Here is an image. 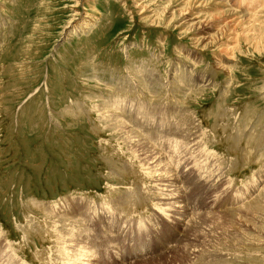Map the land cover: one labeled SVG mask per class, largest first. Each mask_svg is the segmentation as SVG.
Segmentation results:
<instances>
[{
    "label": "rangeland",
    "instance_id": "obj_1",
    "mask_svg": "<svg viewBox=\"0 0 264 264\" xmlns=\"http://www.w3.org/2000/svg\"><path fill=\"white\" fill-rule=\"evenodd\" d=\"M191 137L185 228L157 181ZM62 213L84 264H113L91 220L114 251L116 224L142 229L116 264H264V0H0V264H75Z\"/></svg>",
    "mask_w": 264,
    "mask_h": 264
},
{
    "label": "bare ground",
    "instance_id": "obj_2",
    "mask_svg": "<svg viewBox=\"0 0 264 264\" xmlns=\"http://www.w3.org/2000/svg\"><path fill=\"white\" fill-rule=\"evenodd\" d=\"M126 113V112H125ZM123 114V113H122ZM125 115V114H124ZM131 115V114H130ZM181 115V114H180ZM127 116V115H126ZM125 116V117H126ZM129 116V115H128ZM127 116V117H128ZM124 118V117H123ZM148 118V117H147ZM121 119V118H120ZM179 119V118H178ZM130 120V119H129ZM126 121V120H125ZM134 121V120H132ZM181 121V120H180ZM131 122V121H130ZM129 123V122H128ZM152 127V126H151ZM152 129V128H151ZM156 129V128H155ZM193 129V128H192ZM129 131H133V129H129ZM149 131V130H148ZM158 131V130H155ZM150 132V131H149ZM147 133V132H146ZM155 134V132H153ZM161 133V132H158ZM157 133V134H158ZM149 136H152L151 134ZM157 137V136H156ZM151 138V137H150ZM196 138V137H195ZM193 137H191L189 140L187 141H180L177 142L176 144H174V151H175V155L171 154L169 151L167 150L165 155L163 156L164 152H162L163 154L162 157H164L163 162L160 164V167H163L164 171L163 173L160 172L158 173V175L160 176V178L157 181V184L160 186L161 188V193L159 194L158 198L160 201V206L162 208H164L168 214L169 217H178L179 221L186 226L189 224L190 219H187L189 214H188V210L185 207L184 203V199L186 200V198H183L180 196V188L178 187V182H179V178L177 176V170L181 167L182 164V160L180 161L177 158H181L182 155L186 153L187 149L186 147L188 145H190L189 147H192L193 144L196 145L195 142L194 143V139ZM158 139V138H157ZM160 140V139H159ZM160 142V141H158ZM164 144V143H163ZM198 144V143H197ZM186 145V146H185ZM192 145V146H191ZM165 146L162 145L160 146L161 148H165L163 147ZM169 147V146H168ZM196 148V146H194ZM204 147V146H203ZM198 148V147H197ZM166 149H168L166 147ZM192 149V148H191ZM201 149V148H200ZM208 150V149H207ZM189 151V150H188ZM194 151V150H193ZM197 151V150H196ZM194 153V152H193ZM203 153V152H201ZM191 154V153H190ZM198 155V154H197ZM212 155V154H211ZM190 156V155H189ZM186 156V157H189ZM213 157V156H212ZM218 159V158H217ZM191 160V159H190ZM188 162L186 159L184 160V163ZM220 164V163H219ZM212 167V166H211ZM219 168V167H218ZM220 169V168H219ZM218 169V170H219ZM215 171V170H214ZM215 176V175H214ZM218 177V176H217ZM218 181V179H217ZM182 185V184H181ZM184 185V184H183ZM159 190V189H158ZM138 193V192H137ZM139 195V194H138ZM135 196V195H134ZM183 196V195H182ZM144 197V196H143ZM130 198V197H129ZM134 198V197H133ZM131 199V198H130ZM141 199V198H140ZM133 200V199H132ZM130 201V200H129ZM158 201V200H157ZM263 203H261L262 205ZM114 208L121 210V206L119 205H115L113 206ZM240 207V206H239ZM237 207V208H239ZM47 208V207H46ZM47 209H50V206H48ZM123 209V208H122ZM161 210V209H159ZM229 210V208H228ZM49 211H52L51 209ZM158 211V210H157ZM162 211V210H161ZM164 211V210H163ZM162 211V212H163ZM191 213V212H190ZM63 216V217H62ZM183 216L185 217V219L183 218ZM67 217V218H66ZM57 219L60 220L61 222L64 223V225L66 224L69 228H71V231H69L71 233V235H69V239L67 240V247L64 250V257H66V259L68 260V262L70 263H75V264H84V262L88 261L90 263L91 260L93 259L94 255L91 254L89 247H88V240H87V236L84 239V234L87 231V228L83 227V223H82V217L77 216V217H70L67 216L66 213H62L61 216H57ZM61 225V224H60ZM65 227V226H64ZM67 228V227H66ZM68 229V228H67ZM70 230V229H69ZM185 230V229H184ZM187 237V235H186ZM188 237L186 238L185 241H187ZM182 240V239H181ZM87 241V242H86ZM184 243V241H183ZM182 243V244H183ZM175 248H177L176 246L172 249L174 250ZM199 249L195 248L193 249V253L195 255V257L198 255L199 253ZM7 256V255H6ZM84 259V260H82ZM95 259V258H94ZM7 260V259H6ZM3 263L5 262L4 260H2ZM8 264V263H7Z\"/></svg>",
    "mask_w": 264,
    "mask_h": 264
}]
</instances>
